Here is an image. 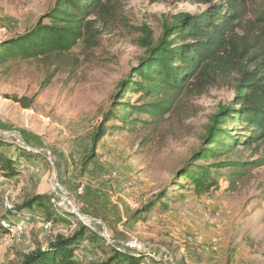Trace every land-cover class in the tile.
Here are the masks:
<instances>
[{"label": "rangeland", "instance_id": "obj_1", "mask_svg": "<svg viewBox=\"0 0 264 264\" xmlns=\"http://www.w3.org/2000/svg\"><path fill=\"white\" fill-rule=\"evenodd\" d=\"M115 1L117 17L103 30L100 47L86 57L78 44L45 89L40 85L53 69L42 63H11L7 72L0 66V131L19 133L27 147L42 154L17 179L0 178V221L27 226L22 235L0 231V264H16L57 235H68L78 227L74 216L68 217V223L46 229L45 222L29 221L27 212L16 213L27 197L48 196L55 179L69 192L83 185L78 196L83 213L102 222L118 247L148 256L142 264H264V166L246 172L233 185L222 175L217 188L201 193L178 173L200 148L210 118L233 100L232 86L183 99L173 113L155 121L140 116L144 124L138 123L133 133L106 137L96 158L82 171L94 126L109 108L118 84L144 55L137 44L141 34L129 27L146 25L158 36L165 18L206 9L194 0ZM54 2L0 0V41L29 30ZM12 96L34 97L35 102L24 109L7 98ZM137 97L128 99L135 103ZM263 155L262 148L258 153L242 149L222 159L253 161ZM119 187L132 196L127 206L115 196ZM162 190L173 197L167 208H158L147 221L137 222V211ZM20 217L25 219L18 221ZM100 243L108 253L114 248L106 239ZM76 258L79 264L102 259L88 243Z\"/></svg>", "mask_w": 264, "mask_h": 264}, {"label": "trees", "instance_id": "obj_2", "mask_svg": "<svg viewBox=\"0 0 264 264\" xmlns=\"http://www.w3.org/2000/svg\"><path fill=\"white\" fill-rule=\"evenodd\" d=\"M194 1L206 9L165 18L158 36L146 25H125L141 34L137 44L144 55L118 84L109 108L94 126L91 150L82 162L83 172L106 137L133 133L138 123L144 124L140 116L155 121L173 113L183 99L228 85L233 87L234 98L210 118L200 148L178 171L181 180L189 181L197 193L207 192L217 188L222 175L233 185L246 172L264 166V155L253 161L222 159L238 155L242 149H253L255 153L264 149V0ZM117 13L115 0H55L29 30L0 41V66L7 72L11 63L37 61L53 69L40 85L43 90L78 44L83 45L86 57L100 47L103 30ZM73 64L78 65V59ZM133 95L138 96L135 103L128 99ZM7 98L24 109L35 102L34 97ZM113 121L120 124H110ZM39 156L42 154L0 138V178L18 177L23 172L20 162ZM200 161L203 164L198 165ZM172 199L167 190H162L137 211L135 219L147 221L158 208H167ZM24 212L29 221L51 224L68 223V217L73 216L59 212L47 195L27 197L16 207L17 214ZM2 221L0 231L11 233ZM76 225L68 235H57L46 247L24 255L16 264H79L76 254L84 243L102 258L93 264H142L148 258L115 247L108 253L100 243L105 241L102 236Z\"/></svg>", "mask_w": 264, "mask_h": 264}, {"label": "built area", "instance_id": "obj_3", "mask_svg": "<svg viewBox=\"0 0 264 264\" xmlns=\"http://www.w3.org/2000/svg\"><path fill=\"white\" fill-rule=\"evenodd\" d=\"M0 138L2 139L8 138V142L15 143L21 147L26 148L27 150L33 151L32 149H30L25 145L21 135L15 131H8V132L0 131ZM33 152L38 153L36 151ZM29 166L30 165L26 162H22L20 164V168L23 170L30 169ZM83 191H84V186L82 185L78 187L76 192H69L66 189H64L55 179L51 183L50 193L48 196L50 197L52 203L55 205L56 208L62 209L63 211L72 214L75 217L77 223L88 227L91 231L102 236L104 239H106L107 243L112 247L125 251L124 247L123 248L118 247V245H116L114 241L108 237L106 226L102 222L93 219L92 217L83 213L80 206V202L78 200V196L82 195ZM8 208H11V206L8 205ZM2 225L6 227H10L11 232L17 233L18 235H22L27 229V226L23 222L15 223V225L13 226L10 225L8 221L3 220ZM98 225L101 226L100 229L97 228ZM44 227L46 229H49L52 227V224L46 223L44 224ZM172 264L174 263L172 262Z\"/></svg>", "mask_w": 264, "mask_h": 264}, {"label": "crops", "instance_id": "obj_4", "mask_svg": "<svg viewBox=\"0 0 264 264\" xmlns=\"http://www.w3.org/2000/svg\"><path fill=\"white\" fill-rule=\"evenodd\" d=\"M27 163H28V164H32V161H28ZM13 179H17V177H15V178H13ZM113 188L116 189L115 186H114ZM107 189H108L107 193L110 194V193H111V192H110V190H111L110 185H107ZM117 190H118V191H117V193H115V196H116V197L123 198L124 200L121 201V203L127 206V204L130 202V199H132V196H128V191H129V190H125L123 193L121 192L120 187H119V189H117ZM124 196H125V197H124ZM127 196H128V197H127ZM129 197H131V198H129Z\"/></svg>", "mask_w": 264, "mask_h": 264}, {"label": "bare ground", "instance_id": "obj_5", "mask_svg": "<svg viewBox=\"0 0 264 264\" xmlns=\"http://www.w3.org/2000/svg\"><path fill=\"white\" fill-rule=\"evenodd\" d=\"M192 238H193V237H192ZM192 238H191V239H192Z\"/></svg>", "mask_w": 264, "mask_h": 264}]
</instances>
